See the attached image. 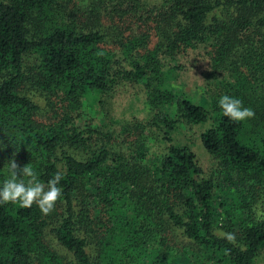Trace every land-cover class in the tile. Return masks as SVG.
I'll return each instance as SVG.
<instances>
[{
    "label": "trees",
    "instance_id": "trees-1",
    "mask_svg": "<svg viewBox=\"0 0 264 264\" xmlns=\"http://www.w3.org/2000/svg\"><path fill=\"white\" fill-rule=\"evenodd\" d=\"M199 47L205 103L168 74ZM128 90L143 115L125 132L159 135L154 162L83 123ZM183 121L205 125L211 169L175 140ZM259 199L264 0H0V264H256Z\"/></svg>",
    "mask_w": 264,
    "mask_h": 264
},
{
    "label": "rangeland",
    "instance_id": "rangeland-1",
    "mask_svg": "<svg viewBox=\"0 0 264 264\" xmlns=\"http://www.w3.org/2000/svg\"><path fill=\"white\" fill-rule=\"evenodd\" d=\"M174 62L179 66L168 73L172 86L171 90L183 91L195 102L205 103L204 71L207 68L208 62L204 48L189 49L186 53L180 54ZM132 92L133 90H128L126 93L116 94L107 100L105 105H100L99 108L95 107L91 109L86 105L84 107L83 123L107 128L109 132H106V137H109L110 142H113V145L117 146L119 150H123L126 155L130 154L132 149L140 147L151 163L156 161L162 154L163 141L155 131L142 133L143 135H140L139 138L131 133L125 132V119H128L126 116H129L132 112L137 115H143L142 102L135 98L132 99ZM204 127L205 125L183 121L177 128L174 137L178 143L187 144L195 152L202 167L208 170L213 167V159L200 141V131ZM134 140L135 143H133ZM212 176L214 179H217L219 171L213 172ZM28 181H30L33 187L46 192V187L44 188L43 185L33 181L31 178ZM51 196L52 192H49L46 198L49 199ZM256 206V210L259 213H264L262 199L257 201ZM49 242L52 246H55L60 255H68L65 248L60 246L58 242L56 243L54 239L49 238ZM180 254L175 256L176 263L180 260L189 259V252L181 251ZM256 264H264V252L258 257Z\"/></svg>",
    "mask_w": 264,
    "mask_h": 264
}]
</instances>
